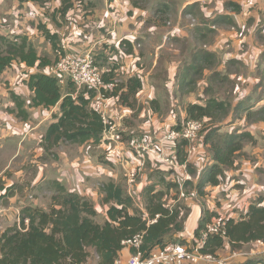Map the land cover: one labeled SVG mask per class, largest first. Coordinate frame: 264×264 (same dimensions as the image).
<instances>
[{
  "label": "crops",
  "instance_id": "1",
  "mask_svg": "<svg viewBox=\"0 0 264 264\" xmlns=\"http://www.w3.org/2000/svg\"><path fill=\"white\" fill-rule=\"evenodd\" d=\"M141 1L0 0V36L9 38L25 36L36 49L37 43H46L45 46L48 45L46 51L52 50L57 55L60 49L53 50V46L39 29L41 25L50 34L56 35L59 40L62 38L70 40L68 49L70 55L92 54L96 60L98 55L104 57L103 66L99 69L103 73L110 72L112 77L109 78V83H106L103 93L96 92L91 107L100 112L104 119L123 135V138L124 134L128 139L129 136L131 137L130 140L124 139L123 144L116 145L107 140L103 134L99 144L92 142L81 146L71 144L69 150L61 154L60 161L42 160L43 155L47 154L43 147V138L48 127L55 122L54 116L60 115L59 107L50 110L28 109L27 107L30 113L29 120L32 123L29 120L23 122L8 110L15 108L10 92L25 96L23 99L27 106L33 97V92L27 85L17 83L18 76H21L20 70H26L29 74L46 73L50 66L44 69L28 68L15 61L0 75V181H2L0 183V238L7 228L19 222L20 211L24 206L39 205L40 199L38 200L37 196L33 201L34 204L27 202L30 195L28 192L37 194L42 192L44 183L57 181L70 192L88 199H101L100 190L97 191L98 187L95 188V184L97 181V184L101 186L104 180L96 179L107 178L117 183L118 174L108 164L98 163L97 157L94 158L90 152L92 147V150L98 148L106 151L105 159L124 169L127 178V193L134 199L136 207L143 210L144 190L152 184V180L147 174L142 175L141 173L142 177L134 186L128 179V173L138 164L132 151L133 137L140 133H151L152 128L157 129L154 130L158 131L157 133L167 132L175 126L176 121L185 122L188 104H200L199 98L204 99L206 94L204 89L199 91L197 85H193L194 89H188L182 94L179 91L181 85L187 81L196 82V73L212 68L217 60H220V66L216 72H221L222 82L224 77L229 75L227 74L229 62L234 59L241 61L237 57L245 55L244 52L234 54L225 49L224 43L229 39L227 33L220 30L213 31L218 26L215 27L214 23L219 24L223 16L232 15L226 7L225 0H175L176 4L181 7L175 19L169 22V26L163 24L168 20H158L155 23L156 18L151 16L147 7L141 5ZM236 2L240 4L243 13L247 12L245 8L252 3L248 1L246 4V0H236ZM159 5L169 4L163 1L156 7ZM164 10L167 12L165 15L174 11L167 7ZM240 13H233L237 22L240 19ZM190 16L194 18L196 24L197 19L194 16H200L203 20L196 25L193 20H190ZM213 37H215V42H212ZM123 42L124 45H122ZM201 46L202 48L196 49ZM241 59L243 62L248 61L247 58ZM133 78L142 82V89L128 98V103L124 104L121 97H128L131 88L130 80ZM64 84L61 83L63 94H67L70 89L67 85L64 88ZM85 96L88 97L86 94ZM44 123H46L45 130L42 134H38V128ZM30 140L35 141L36 145L33 144V150H26L24 142ZM160 145L159 152L164 156L168 157L175 153L172 143L161 139ZM111 147H117L114 154L109 153ZM206 149L204 148L205 152ZM189 154L190 163L200 175L207 166L208 157L203 156L197 162L192 160L191 152ZM146 158V172L150 170V166H155L156 162L163 163L160 169L165 172L167 181L176 182L173 168L161 162L155 152H150ZM206 158V166H204L202 162ZM236 166L237 168L226 171L227 176L220 185L209 186L206 189L207 196L204 199L199 198L195 192L193 196L188 195L192 199L188 196L184 197V193L180 192L181 196L178 197V201L185 198L181 208L188 214L184 232L178 235V238L192 243L203 214V207L220 217L223 214L240 210L238 214L232 213L231 215L232 218L237 219L248 211L253 200L264 195L262 175L255 173L260 163L251 164L243 161L240 166L237 162ZM175 167L179 168H176V173L181 178L178 179L179 182L182 181L180 184L187 180L196 183V180H193L195 176L188 179L189 174L183 166L178 164ZM27 168L35 170V175L27 176ZM168 170H171L170 174L167 173ZM26 180L29 183L23 191L19 192L16 189L13 190V195L7 196L8 188L15 184L25 183ZM173 201L178 202L171 199L168 205L175 206L177 203L171 204ZM101 206L103 207L101 209H104L103 212H100L97 207L95 209L98 213H104L106 220L108 206ZM253 243L262 245L263 242L248 244ZM239 252L238 249L233 250L229 244H226L218 253V258L227 260L229 264H249V262L264 264V250H259L249 257ZM132 255L130 246L125 248L116 264H126ZM87 264H97V262L95 260ZM200 264L213 263L204 261Z\"/></svg>",
  "mask_w": 264,
  "mask_h": 264
},
{
  "label": "trees",
  "instance_id": "2",
  "mask_svg": "<svg viewBox=\"0 0 264 264\" xmlns=\"http://www.w3.org/2000/svg\"><path fill=\"white\" fill-rule=\"evenodd\" d=\"M226 7L238 14L242 11L241 6L233 1H227ZM229 19V16L222 17L223 22ZM229 21L232 24L233 21ZM39 29L53 48L58 49V37L50 34L41 25ZM124 44L123 42L122 45ZM15 61L28 68L44 69L51 66V61L39 55L27 37L0 36V75ZM199 73L197 72L196 76ZM102 74L104 82L109 83L111 73ZM130 82L128 97H121L124 104L128 103V98L142 89V82L139 79L133 78ZM25 83L33 92L28 106L21 96L10 92L11 100L15 104L11 112L17 118L23 122L29 119L27 107L50 110L58 106L60 110V115L54 116L55 122L48 127L43 138L46 153L61 143L80 146L90 142L99 144L104 132L112 125L110 122L106 124L103 115L91 107L95 91H86L74 98L73 85L69 84L70 92L63 94L60 81L44 72L29 75ZM193 85H196L195 81L184 82L180 87V93L194 89ZM230 109L229 103L216 99H210L204 105L188 104L185 122L203 123L204 119H209L221 123L229 116ZM246 112L248 121L255 116L260 117L259 122H264V107ZM253 140L250 132L236 131L219 135L216 128L209 129L204 143L200 146L203 149L210 148L212 161L202 170L195 184L187 180L181 185L182 188L191 186L195 194L204 199L209 186L220 185L226 171L237 168V159L242 154L245 143ZM189 151V142L176 144L178 164L185 166L189 176L193 177L197 176V170L190 163ZM49 184L52 196L48 208L24 206L20 211L19 222L7 228L2 234L0 264H87L92 258H95L97 264H116L121 252L129 246L133 255L141 252L145 256L156 248L164 249L172 243L197 249L206 225L220 217L203 207L194 240L189 243L178 238V235L184 232L188 213L183 212L184 209L181 207L168 205L169 194L158 190L157 184H150L145 188L143 210L136 207L134 199L118 183L109 180L101 184V203L108 206L107 219L102 224L96 221L98 212L88 198L70 192L57 181H51ZM17 187L20 186L13 185L8 188L7 196L13 195V190ZM171 187H173L171 182H167L166 188ZM173 200L178 198L174 197ZM129 242H138L139 246L129 245ZM252 242L264 243V195L259 196L245 214L237 219L231 217L228 220L225 236H210L198 249L202 254L218 258V253L226 244L234 250Z\"/></svg>",
  "mask_w": 264,
  "mask_h": 264
},
{
  "label": "rangeland",
  "instance_id": "3",
  "mask_svg": "<svg viewBox=\"0 0 264 264\" xmlns=\"http://www.w3.org/2000/svg\"><path fill=\"white\" fill-rule=\"evenodd\" d=\"M163 1L168 2L170 7L169 5H163V6L159 5L158 7H156L157 4ZM227 1H233L235 4L240 5L238 4V2H236V0H225V2ZM248 1H251L252 3L248 8L247 7L245 8L247 12L240 13V19L238 22L236 21L233 15V13L235 14V12L231 11L232 15L229 16L230 18L229 20L233 21L232 24L230 23L231 21L229 20L227 22L222 21L219 24L214 23L215 27L216 25L218 26L213 30L214 32H217L220 30L222 32L225 31L227 33L229 41L227 40L224 43V47L225 49L229 50L231 53H234V54L236 53L243 54L244 52L245 55H242L241 57H237L241 61H238V59H234L229 62L228 64L229 70L227 71V74L229 75L224 77V81L222 82H221V79H222L221 72H216L217 68L220 66V60H217V63L215 66H213L212 68L211 67L207 68V71H202L199 73V75L195 77L198 90L200 91L204 89L205 94H206L204 99L199 98L201 102L199 103L204 105L210 99H216L218 101L227 102L231 106L229 116L221 123L210 121L209 119H204L202 131L200 132V134L195 140L189 143H190V152H191L192 160L198 162L203 156L205 157L207 154V157H208L207 164H208L209 162L212 161V153L210 151V148L208 147L205 153V150L201 148L200 145L204 143L206 132L209 129L216 128L218 130L219 135L231 134L236 131L250 132L251 134L253 133L254 140L251 142L245 143L244 150L242 151V154L238 157L237 162L239 163V166L241 165L243 161L250 162L251 164H256L257 162H259L260 167L256 169L255 173L257 175H262L261 179L263 181L264 180V122H259L260 117H255V116L252 117L253 119L248 121L246 119V115L248 114L246 113V111L253 112V111L258 110L259 108L264 107V103H263V100H264V0H256V1L246 0V4L248 3ZM141 5L143 7H147L148 10H150L151 16L156 18L155 23H157L158 20H162V21L168 20L167 23H163V24H166V26H169L170 25L169 22L171 23V21L175 19V16L177 12L179 13V9L181 7V5L179 6L176 4L175 0H142ZM166 7L170 9L172 8L174 9V11L168 15H165V13H167L164 10ZM194 17L197 19V24L193 17L190 16L189 18L190 20H193L194 24L196 25H198L203 20V18L200 16L199 17L194 16ZM186 25L189 26V24H186ZM214 38L215 37H213V39ZM65 39L69 44L70 40H67L68 38H62V40L61 39L59 40L58 38L57 46L59 47V44L61 43V41ZM212 42H215V39ZM45 44L46 43H42V44L37 43V50L42 57L51 61V66H52L54 63H56L59 56L58 54L56 55V53L54 54V51L52 50L46 51L48 49V45L45 46ZM203 45L204 44H202V46ZM202 46L197 47L196 49L202 48ZM69 48H70V44H69ZM60 51L59 53H61ZM93 53H95V51H93ZM96 58L97 60L96 59L94 60L99 69V67L103 66V61L105 59L101 55H98ZM241 58H247L248 64L246 61L243 62V59ZM20 72H21V76H18L17 83L19 82L21 83V85L23 84L26 85L25 82L29 78L28 75H31V74H29L26 70H23V69H21ZM61 83L64 84L63 82ZM69 84L71 83L65 82L63 87L65 88L66 87L65 85L68 86ZM21 97L24 98L25 96H21ZM234 106L239 107V108L236 109L235 107L234 109ZM11 110L12 109H9L8 111H11ZM30 122L32 123V121ZM180 123L181 125H178ZM184 123H185L184 121L182 122V120H178L174 123L175 126L168 129V131L172 129H178ZM45 124L46 123H44L40 128H38V134L43 133V131L45 130ZM152 130L153 131L151 133H147V134L140 133V134L135 135L132 141L138 138H140V140L144 139L145 137L151 138L154 143L153 148L156 154H158L160 153L159 148L161 146L160 139H162L163 135H165V133H167L168 131L157 133L158 131H154L157 129L152 128ZM130 138L131 137L129 136V139H128L126 134H124L123 142H124V139L130 140ZM24 143L26 144L25 146L26 150H30V149L33 150L34 149L33 144L36 145V142L33 140L25 141ZM69 146H71V144H68V143L59 144V146L51 149V151H49L47 154H44L42 157V160L60 161L61 154L64 151L69 150ZM92 149L90 152L94 158L97 157V161L99 164H108L110 168L114 169L115 173L118 174V179L116 182L120 186H122L125 192L127 193V178H126L124 169H122L121 166L119 167L116 163L107 161L105 159L106 151H103L102 149H98V148H95L94 150ZM27 155H30V154L27 153ZM206 161H207V158L204 162H202L203 165L205 164L204 166H206ZM166 164H168L167 166L169 168L170 167L173 168V170L175 171L173 172L175 173V179H176V182L175 181L171 182L173 187L169 189L166 188L168 179L165 178V172H163L160 169L163 163L156 162L155 166L153 167L150 166V170L152 171L148 170L147 172H146V168H147V165H146L145 170H143L142 172V175L147 174L149 179L152 180V184H157L158 190L169 194L168 197L170 198V200L173 199L174 197L178 198L179 196H181L180 192L184 193V197H187L190 194L191 196H193L194 190L191 186L182 188L181 186L182 184H180L182 181L179 182L178 180L181 178L178 175V173H176L177 172L176 168L177 169L179 168L169 163H166ZM34 171H32L31 168H27L26 169L27 176H34L35 175ZM167 173L170 174L171 170H168ZM252 173H254V171ZM142 175H139L134 181H132V184L134 186L137 184V181L140 180L139 178H141ZM224 176H227V174H225ZM198 177H199V173L197 172V176L193 177V180H196L197 182ZM96 180H104L101 182L102 184L109 181V179L107 178L105 179L99 178ZM0 183H2V181H0ZM28 183H29L28 180H26L25 183H19L15 185L20 186V187H17V190L21 192L25 189V186ZM97 187H98L97 191H99L100 190L99 188L101 186H99L96 181L95 188ZM42 188H43L42 192L38 193L39 195L37 193H31L29 191L28 194L30 195L27 198V202L30 204H34L33 201L37 196V199L38 200L40 199V203L38 206H41L43 208H48L50 201H51L52 189L50 188L49 183H44ZM191 196H188V197L192 199ZM89 200H91V202L94 204L95 207L98 208L100 212H103L104 209H101L103 208L101 206L102 205L101 199L95 198V199H89ZM255 201L256 199L253 200L252 203H254ZM184 202H185V198H182L180 201L176 202L177 204L174 203V201L171 204H174V205L176 204V206L181 207V204H183ZM239 212L241 211L238 210L236 212H229L228 214H223L222 217L230 218L232 213L238 214ZM103 214L104 213H98V217L96 218V221L98 223L102 224L105 221ZM191 248L194 249L193 246ZM259 250H264L263 243L262 245L259 243L248 244L238 249V251H240L239 253L247 257L255 255L256 252H259ZM90 261H95V258H92ZM263 261H264V258H263ZM249 264L251 263L249 262Z\"/></svg>",
  "mask_w": 264,
  "mask_h": 264
},
{
  "label": "built area",
  "instance_id": "4",
  "mask_svg": "<svg viewBox=\"0 0 264 264\" xmlns=\"http://www.w3.org/2000/svg\"><path fill=\"white\" fill-rule=\"evenodd\" d=\"M59 48L61 53L59 54L58 60L46 70V73L57 78L60 83H71L74 88V98H76L78 94L86 91L101 92V90L106 88L107 84L104 82L103 74L95 65L92 54H85L84 56L70 55L68 53L69 44L66 40L61 41ZM105 123L108 124L109 122L105 120ZM202 129V122L188 121L179 129H172L165 133L162 139L172 143L176 150L177 143L191 142L195 140ZM104 136L107 140L116 145L123 144V135L117 132L112 125L104 132ZM153 147L154 143L151 138L145 137L142 140L138 138L132 142V151L138 164L134 170L128 173V179L130 182L134 181L143 172L146 165V156L150 152H155ZM116 151L117 147H111L109 153L114 154ZM157 157L161 162L169 163L174 166L178 165L176 152L168 157L164 156L162 153H158ZM183 167L186 170V167ZM188 179H191V176L188 175ZM230 218L219 217L207 224L201 234L198 248L206 242L210 236H225L227 222ZM128 244L136 247L139 246L138 242H129ZM198 248L191 249L185 245L172 243L164 249L156 248L146 256L141 252H138L137 254L132 255L126 264H200L204 261L213 264H228L227 260L200 253Z\"/></svg>",
  "mask_w": 264,
  "mask_h": 264
}]
</instances>
